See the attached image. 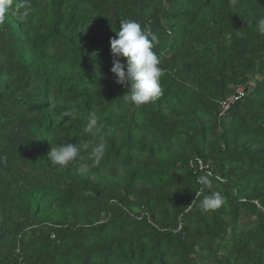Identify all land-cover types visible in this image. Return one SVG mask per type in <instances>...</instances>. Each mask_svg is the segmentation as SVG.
<instances>
[{"label": "trees", "instance_id": "1", "mask_svg": "<svg viewBox=\"0 0 264 264\" xmlns=\"http://www.w3.org/2000/svg\"><path fill=\"white\" fill-rule=\"evenodd\" d=\"M31 3L0 25V264H264V0ZM126 19L159 38L146 105L110 71ZM67 142L88 171L51 166Z\"/></svg>", "mask_w": 264, "mask_h": 264}, {"label": "clouds", "instance_id": "2", "mask_svg": "<svg viewBox=\"0 0 264 264\" xmlns=\"http://www.w3.org/2000/svg\"><path fill=\"white\" fill-rule=\"evenodd\" d=\"M239 0H229L231 7L238 6ZM11 11L18 13L19 17L26 20L33 11L31 0H0V25L8 19ZM256 24L261 33H264V17H260ZM159 43L158 36L148 27L133 19H126L120 22L119 31L116 37L110 40V51L112 55L111 73L116 83L127 85L128 92L123 96L126 102L141 106L149 104L163 95L161 78L164 69L160 66L161 60L154 51ZM121 58L125 63H121ZM113 110H116L115 108ZM97 119H91V125H96ZM87 149L88 145H77L67 142L52 146L47 154L51 166L67 167L69 164L81 161L79 171L86 172L89 164L83 162L80 156L81 149ZM104 145H98L93 149V156H98L103 151ZM98 163V159L96 161ZM205 183H210L206 177H202ZM224 202L219 192L204 197L201 207L204 210H211L219 207Z\"/></svg>", "mask_w": 264, "mask_h": 264}, {"label": "built area", "instance_id": "3", "mask_svg": "<svg viewBox=\"0 0 264 264\" xmlns=\"http://www.w3.org/2000/svg\"><path fill=\"white\" fill-rule=\"evenodd\" d=\"M244 95V90L242 87L238 86L235 88V92L228 97H226L224 100L220 101L219 103V109L221 111V114L223 115L225 112L228 111L230 106H232L234 103H236L238 100H240ZM191 168H196L198 172L209 174L207 166L204 165L199 159H196L194 162L190 165ZM200 184V181H197ZM199 193H197L198 195ZM257 209L261 212H264V210L257 206Z\"/></svg>", "mask_w": 264, "mask_h": 264}]
</instances>
